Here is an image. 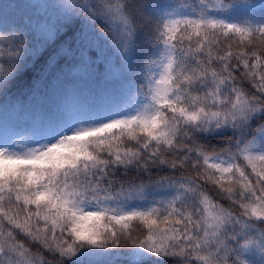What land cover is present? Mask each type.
<instances>
[{"label":"snow or ice","instance_id":"snow-or-ice-1","mask_svg":"<svg viewBox=\"0 0 264 264\" xmlns=\"http://www.w3.org/2000/svg\"><path fill=\"white\" fill-rule=\"evenodd\" d=\"M49 6L0 24V264H264V0Z\"/></svg>","mask_w":264,"mask_h":264},{"label":"trees","instance_id":"trees-1","mask_svg":"<svg viewBox=\"0 0 264 264\" xmlns=\"http://www.w3.org/2000/svg\"><path fill=\"white\" fill-rule=\"evenodd\" d=\"M52 0H0V24L7 25L14 20L19 19L22 15H43L53 14L52 8L49 6ZM29 77L34 73H29ZM26 99V98H25ZM11 123L9 115L0 113V125H8ZM137 230L142 229V225L135 222L133 225ZM42 251L33 246V252ZM45 258L51 259L47 252L43 253ZM103 257H96L99 260Z\"/></svg>","mask_w":264,"mask_h":264}]
</instances>
